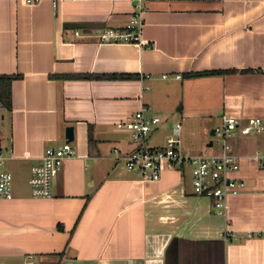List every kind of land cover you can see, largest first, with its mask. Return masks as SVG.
Wrapping results in <instances>:
<instances>
[{"label": "crops", "instance_id": "crops-1", "mask_svg": "<svg viewBox=\"0 0 264 264\" xmlns=\"http://www.w3.org/2000/svg\"><path fill=\"white\" fill-rule=\"evenodd\" d=\"M134 12L133 0H0V76L19 77L12 110L0 103L13 175L12 200H0L4 264H264V137L232 140L243 187L221 216L187 168L159 181L129 172L141 143L124 127L145 109L161 119L146 147H165L180 125L182 151L197 156L218 152L223 117H264V0H145V44L98 40ZM78 75L107 78H64ZM68 127L77 156L52 197L35 199L31 169Z\"/></svg>", "mask_w": 264, "mask_h": 264}, {"label": "built area", "instance_id": "built-area-1", "mask_svg": "<svg viewBox=\"0 0 264 264\" xmlns=\"http://www.w3.org/2000/svg\"><path fill=\"white\" fill-rule=\"evenodd\" d=\"M135 12L123 29L107 28L97 36L102 43H128L143 45L144 19L142 16L145 0H133ZM264 74V69L260 71ZM166 79V76L163 77ZM176 79L180 80L181 76ZM145 109L136 113L124 124L134 141L141 146L125 158L129 172L139 175L143 181H159L165 171L189 169L192 178L193 192L196 197L213 200L215 212L224 216L228 209V199L242 190L243 183L232 177L239 170V158L234 153L232 140L238 132L244 136H264V117L255 118L247 125L240 126L236 119L223 117L222 125L215 130L216 143L220 146L217 153L197 156L186 155L181 149V126L175 125L173 135L163 148H148L144 145L145 137L161 123L159 117L147 118ZM214 144V143H213ZM77 151L72 143H64L57 148H49L40 159V163L32 167L29 185L32 197L49 199L64 163L75 158ZM6 162L0 153V200H12L13 175L4 171ZM0 264H4L0 261ZM25 264H35L29 259Z\"/></svg>", "mask_w": 264, "mask_h": 264}, {"label": "trees", "instance_id": "trees-1", "mask_svg": "<svg viewBox=\"0 0 264 264\" xmlns=\"http://www.w3.org/2000/svg\"><path fill=\"white\" fill-rule=\"evenodd\" d=\"M238 71H219L214 73H200V74H192V76H204L209 74H224V73H237ZM19 77L17 76H0V103L8 110H12V92L11 85L12 82ZM63 78V77H62ZM64 78H74V79H105L107 77H99V76H86V75H78V76H69ZM110 78L114 79H126L130 78V76H110Z\"/></svg>", "mask_w": 264, "mask_h": 264}, {"label": "water", "instance_id": "water-1", "mask_svg": "<svg viewBox=\"0 0 264 264\" xmlns=\"http://www.w3.org/2000/svg\"><path fill=\"white\" fill-rule=\"evenodd\" d=\"M215 135V131H212L211 133V136H214ZM65 137H66V143H72L74 142V128L73 127H68L66 129V134H65ZM213 143L211 142L209 144V147H212Z\"/></svg>", "mask_w": 264, "mask_h": 264}, {"label": "rangeland", "instance_id": "rangeland-1", "mask_svg": "<svg viewBox=\"0 0 264 264\" xmlns=\"http://www.w3.org/2000/svg\"><path fill=\"white\" fill-rule=\"evenodd\" d=\"M150 134V133H149ZM148 134V135H149ZM259 137H264V136H259ZM210 139H211V141H213V146H212V148H214V149H217V150H219L220 149V146L216 143V139H215V137L214 136H210ZM212 151H213V149H211Z\"/></svg>", "mask_w": 264, "mask_h": 264}]
</instances>
